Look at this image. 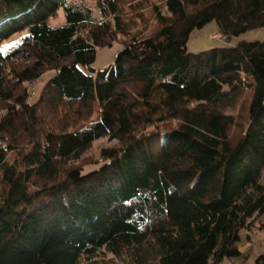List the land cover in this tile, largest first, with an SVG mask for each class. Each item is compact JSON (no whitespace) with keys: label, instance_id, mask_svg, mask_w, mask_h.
Listing matches in <instances>:
<instances>
[{"label":"trees","instance_id":"1","mask_svg":"<svg viewBox=\"0 0 264 264\" xmlns=\"http://www.w3.org/2000/svg\"><path fill=\"white\" fill-rule=\"evenodd\" d=\"M79 1L0 0V46L22 35L0 48V264L240 257L241 232L264 215V41L188 43L212 22L227 39L264 29V0H162L145 37L125 13L142 1L94 0L100 19ZM116 41L124 49L97 72V51ZM244 98L241 123L228 110ZM104 139L116 143L97 168L76 165Z\"/></svg>","mask_w":264,"mask_h":264},{"label":"rangeland","instance_id":"2","mask_svg":"<svg viewBox=\"0 0 264 264\" xmlns=\"http://www.w3.org/2000/svg\"><path fill=\"white\" fill-rule=\"evenodd\" d=\"M132 1V0H127ZM142 1L141 8L138 10L140 14L144 15V18H137L135 8L133 11L126 5L125 13L127 17H130L131 22H135L133 33L140 36H149L153 34L158 28V22L155 19L152 5L158 6L162 13L166 14L162 0H138L136 2ZM135 2V3H136ZM79 3L91 8L94 12L96 19H100L101 15L97 9V3L94 0H81ZM129 14V15H128ZM65 12L61 10L59 16L56 19L50 21L52 27H57L65 24ZM22 41V35H16L10 40L4 41L0 48L3 54H7L9 51L14 49ZM247 41H264V29L250 31L240 37H234L232 39H227L220 33L219 26L216 22H212L202 29L195 30L188 43L189 53H200L204 51H209L215 48H226L234 47L240 42ZM124 49V44L121 41H116L112 47L101 48L97 51L96 61L94 64V69L99 72L105 70L107 67L113 65L118 54ZM55 72H49L43 77V81L39 82L33 87V95L30 99L31 103L36 102L39 99L42 88L46 81H48ZM244 100V101H243ZM239 103L235 108L228 110L229 113L233 114L235 117L240 118L242 123L246 119L245 111V98ZM244 102V104H243ZM98 116V111L95 113V117ZM245 125V123H243ZM174 126V125H173ZM242 126V124H241ZM240 126V127H241ZM241 129L236 128L232 130V136H238ZM116 142H110L106 139L96 141L92 148L79 160V164L84 165L85 169L97 168L102 160L101 152L104 148L113 146ZM10 161L14 162L16 160V155L12 154L10 156ZM0 189H1V173H0ZM251 240H248V237ZM241 256L233 259H226L221 264H257V260L260 256H264V215L255 223L251 231L244 230L241 232V243H240ZM263 264V263H262Z\"/></svg>","mask_w":264,"mask_h":264}]
</instances>
